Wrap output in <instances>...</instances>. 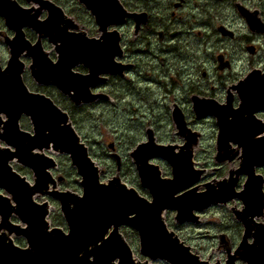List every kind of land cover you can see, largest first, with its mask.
Segmentation results:
<instances>
[{
    "label": "flooded vegetation",
    "instance_id": "flooded-vegetation-1",
    "mask_svg": "<svg viewBox=\"0 0 264 264\" xmlns=\"http://www.w3.org/2000/svg\"><path fill=\"white\" fill-rule=\"evenodd\" d=\"M14 1L32 14L38 10L35 20H47L44 37H39L35 28L22 26L25 40V48L20 50L24 64L22 82L29 92L50 98L68 114L74 126L76 110L105 106L111 107L115 116L116 111L124 110L119 115L123 122L140 125L142 131L129 154L149 137L156 144L171 145L175 153H180L188 141L186 137L198 134L197 143L192 146V162L194 171L201 170L199 180L176 196L194 187L201 193L207 183L215 184L228 177L229 171L242 163V141L246 138L255 141L249 149L258 154L253 165L255 180L248 181L246 172H240L231 191L236 196L202 210L195 209L192 219L182 223L175 219L176 210L165 209L162 216L168 230L179 237L183 236L184 227L200 230L212 223L211 250L219 253L220 258L214 259L211 253L204 256L194 244L183 240L190 246V253L209 264H226L239 246L240 259L235 260L236 264H264V0ZM14 34L0 16V46L5 50V56L0 55L2 70L10 57L3 39ZM38 43L43 52L37 56ZM60 49L67 55L64 73L68 77L64 79L81 80L78 86L81 90L87 87L85 96L94 98L92 101L76 105L57 85L38 83L32 76L29 65L33 57L55 63ZM89 66L95 67L97 75L84 79ZM255 98H261L262 103L249 102ZM208 107L215 108V113L209 112ZM219 115L226 122H240L241 143L240 147L232 141L228 143L229 150L237 153L214 168L229 166L227 174L216 179L208 176L196 155L203 145L204 126L211 124L216 127L213 136L217 152ZM24 121L29 119L22 115L20 128L33 134L31 125L30 129L22 126ZM178 122L183 123V130L177 127ZM162 125L170 126L172 139H164L166 131L158 127ZM109 143L111 150L105 154L115 165L114 174L118 169L121 174L124 158L117 140ZM56 171L53 173L57 174ZM107 172L104 169V179ZM160 172L162 177L172 176L171 168L169 173L162 168ZM143 190L138 192L151 200L149 190ZM40 200L43 198L37 201ZM216 212L219 218H214ZM11 222L19 224L15 217ZM13 240L18 247L26 245L23 237Z\"/></svg>",
    "mask_w": 264,
    "mask_h": 264
},
{
    "label": "water",
    "instance_id": "water-1",
    "mask_svg": "<svg viewBox=\"0 0 264 264\" xmlns=\"http://www.w3.org/2000/svg\"><path fill=\"white\" fill-rule=\"evenodd\" d=\"M38 13V10L32 14V11L19 7L14 0H0V16L7 27L15 31L12 41L5 40L11 56L7 67L0 69V114L7 118L3 121L0 117V141L7 145L0 147V189L3 191L0 193V264H151L149 261L157 259L170 264H208L190 253V247L167 230L162 213L165 209L176 210L175 219L182 223L192 219L193 210H202L212 203H224L236 196L231 191L240 172H246L248 181L255 180L253 165L258 154L249 150L255 141L244 139L240 167L230 170L228 177L215 184L207 183L206 190L201 193H197V187H194L176 196L199 180L201 170L194 171L192 162V146L197 143L198 136L195 133L186 137L188 141L180 153H175L171 145L156 144L151 137L130 153L140 184L149 190L151 200L140 196L134 188H127L118 176L101 182L102 172L88 155L87 147L69 122L68 114L45 95L28 93L22 82L23 64L18 60L19 49L25 48L22 26L35 28L39 37L47 34V20H35ZM58 51L55 63L46 58L39 59L37 56L43 51L38 43L37 56L33 57L30 68L33 76L40 83L57 85L75 104L92 101L94 98L85 96L87 87L81 90L78 86L81 80L64 79L68 77L64 73L67 55H63L61 49ZM89 68V74L82 78L97 75L94 66ZM249 102L259 105L262 99ZM207 109L215 113V108ZM22 114L29 117L34 134L19 129L18 120ZM183 126V123H177L180 130ZM217 126L215 160H231L237 152L229 150L228 143L232 141L240 147V122L229 123L219 115ZM44 150L68 154L81 177V194L56 189V180L50 171L56 167V161ZM154 157H161L170 164L172 178L161 177L159 167L149 162ZM11 161L28 167L33 174V183L13 170L9 164ZM61 179L58 177L57 180ZM44 195L58 201L67 232L59 227L48 230L49 203L35 202V197ZM12 216L26 226L21 228L12 224ZM124 225L136 230L139 253L149 261L140 262L134 258L119 231ZM12 235L23 236L27 246H16ZM237 258L240 259V246L226 264H236Z\"/></svg>",
    "mask_w": 264,
    "mask_h": 264
},
{
    "label": "rangeland",
    "instance_id": "rangeland-1",
    "mask_svg": "<svg viewBox=\"0 0 264 264\" xmlns=\"http://www.w3.org/2000/svg\"><path fill=\"white\" fill-rule=\"evenodd\" d=\"M0 55L5 56V50L0 46ZM74 115V123L77 131L80 136L86 140L90 154L94 158V160L98 163L101 168H104L108 172L106 173V177H110L109 175H114L115 173V165L112 160L109 159L105 151L109 150L108 144L112 140H117L118 148L120 153L123 156L124 165L122 169V173L120 177L122 181L127 183L129 186L135 187L138 191L143 192L144 190L139 186V180L137 176V172L135 170V166L129 157V152L131 148L139 142V137H142L141 126L139 125H130L125 124L123 119L119 117L120 113H125L124 110L116 111L117 116L114 114V110L111 107H96L90 108L86 110H76ZM22 126H28L30 129L29 121L22 122ZM158 127H163L164 131H166L164 135V139L171 138L169 133L170 126L162 125ZM205 137L203 139V145L200 151H198L196 158L197 161L206 167L207 174L209 177L219 179V175L223 176L227 174L229 166L221 167L220 169H214L218 166V164L213 160V156L215 153L214 148V139L216 132V127L214 125H205L204 126ZM58 160V173L65 177V180L60 184L61 189H70L74 192H80V186L78 183L79 177L75 172L74 167L71 166L70 161L67 156L61 155L56 158ZM153 161L164 170V172L169 173L170 167L168 164L161 160ZM14 169L17 170L20 174L24 175L28 180L31 181L32 173L31 171L23 166L18 164L13 165ZM103 179L105 176H102ZM50 204L54 207V210L50 214V221L54 226H63V218L59 211V207L57 202L50 201ZM212 213L207 216L210 217ZM214 218H219V213L216 212ZM122 234L127 240L128 244L131 246L133 253L136 257L142 260L138 252V240L137 236L131 229L122 228ZM182 240L192 243L196 246L198 250H200L202 255L212 254L214 259L220 258L219 253L212 252L211 247L213 245V234L214 229L212 223L210 226H205L199 230L194 229L192 227H184L181 229ZM180 233V234H181ZM154 264H168L164 261H155Z\"/></svg>",
    "mask_w": 264,
    "mask_h": 264
}]
</instances>
